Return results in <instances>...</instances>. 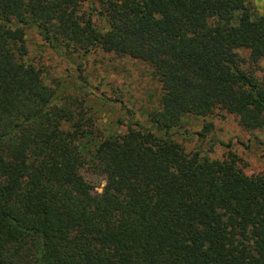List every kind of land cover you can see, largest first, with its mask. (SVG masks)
Instances as JSON below:
<instances>
[{"label":"trees","instance_id":"trees-1","mask_svg":"<svg viewBox=\"0 0 264 264\" xmlns=\"http://www.w3.org/2000/svg\"><path fill=\"white\" fill-rule=\"evenodd\" d=\"M93 15L101 26L79 0H0V264H264V171L168 135L198 118L202 136L214 113L263 126L264 15L246 0H99ZM25 26L65 54L144 63L160 88L148 127L100 131L86 94L26 61Z\"/></svg>","mask_w":264,"mask_h":264},{"label":"rangeland","instance_id":"rangeland-1","mask_svg":"<svg viewBox=\"0 0 264 264\" xmlns=\"http://www.w3.org/2000/svg\"><path fill=\"white\" fill-rule=\"evenodd\" d=\"M79 1L80 9L90 12L92 21L101 26L102 19L93 15L98 10L99 0ZM246 2L254 14L264 15V0ZM23 32L26 61L42 70L47 84L58 83L63 87L65 94L79 99L86 94L84 106L90 108L100 131L106 133L117 129L123 132L125 125L132 124L148 127L145 113L158 105L160 88L144 63L105 53L99 48L81 57L65 54L62 50L49 48L34 27L25 26ZM118 119L122 121L120 126L116 123ZM204 122H211L212 128L202 136L199 135L201 120L198 118H187L168 135L187 153L223 159L230 151L238 158L243 173L264 171V124L260 129L244 131L232 115L222 113H214ZM80 173L95 191H101L103 176L85 168Z\"/></svg>","mask_w":264,"mask_h":264}]
</instances>
